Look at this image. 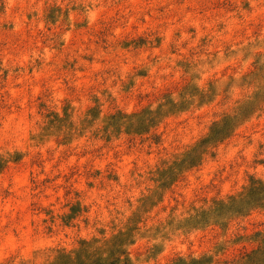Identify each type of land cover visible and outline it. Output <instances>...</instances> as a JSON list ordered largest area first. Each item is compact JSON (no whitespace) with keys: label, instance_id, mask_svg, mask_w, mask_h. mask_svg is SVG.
I'll use <instances>...</instances> for the list:
<instances>
[{"label":"rangeland","instance_id":"obj_1","mask_svg":"<svg viewBox=\"0 0 264 264\" xmlns=\"http://www.w3.org/2000/svg\"><path fill=\"white\" fill-rule=\"evenodd\" d=\"M0 264H264V0H0Z\"/></svg>","mask_w":264,"mask_h":264}]
</instances>
